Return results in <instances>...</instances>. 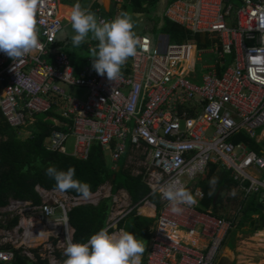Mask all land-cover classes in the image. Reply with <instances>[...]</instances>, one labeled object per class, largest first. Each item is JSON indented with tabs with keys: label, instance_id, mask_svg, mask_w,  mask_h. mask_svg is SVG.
I'll return each mask as SVG.
<instances>
[{
	"label": "built area",
	"instance_id": "1",
	"mask_svg": "<svg viewBox=\"0 0 264 264\" xmlns=\"http://www.w3.org/2000/svg\"><path fill=\"white\" fill-rule=\"evenodd\" d=\"M163 1L167 21L208 45L169 44L166 35L154 45L150 37H138L137 54L109 81L91 68L90 59L75 72L58 44L64 24L60 4L37 0L40 47L15 62L0 53V114L26 138L37 117L56 114L44 141L47 152L85 161L98 146L115 172L126 155L123 169L141 177L149 196L158 200V207L149 201L142 206L153 209L152 218L140 213L142 207L136 210L154 220L145 264H217L237 216L225 220L201 211L198 183L215 166L229 173L244 199L264 194V154L231 142L238 134L260 147L264 142V0H237L239 6L230 0ZM67 86L87 89L86 101L66 96ZM173 181L197 201L181 206L179 214L162 198ZM106 186L86 199L39 187L40 204L10 199L0 208V264H12L16 253L32 262L63 264L64 248L73 242L70 211L110 198L111 187L99 199ZM119 193L121 198L112 197L113 206L128 198ZM131 211L111 225L108 219L106 230L119 233L117 224Z\"/></svg>",
	"mask_w": 264,
	"mask_h": 264
},
{
	"label": "trees",
	"instance_id": "2",
	"mask_svg": "<svg viewBox=\"0 0 264 264\" xmlns=\"http://www.w3.org/2000/svg\"><path fill=\"white\" fill-rule=\"evenodd\" d=\"M57 1L68 7L69 0ZM127 1L134 14L148 10L153 11L160 2V0ZM174 1L176 0H168L167 4ZM152 32L156 33L157 30ZM158 32L168 36L169 41L173 44L194 41L199 48L208 45V42L202 41L201 37L190 35L165 18L162 19ZM69 58L75 72H78L87 63V60L79 58L76 54L70 55ZM54 117H57L54 113L37 117L34 126L28 129L30 137L24 140L19 139L15 130L0 121V208L4 207L10 199L40 204V197L36 192L37 187L44 191L58 190L54 179L45 174L46 168L54 166L57 170L67 171L69 167H74V178L89 185V194H95L100 187L109 184L111 197L101 199L96 206H78L70 211L68 217L69 224L74 230L73 243H84L92 234L106 229L113 206L112 197L120 191H124L128 195L132 211L117 224V230L131 232L137 239L150 243V229L154 220L138 216L136 210L142 207L146 201L158 207V200L155 196H149V189L143 183L142 178L131 176L127 170L120 166L118 172L112 171L98 146L92 147L85 161L59 153L47 152L44 148V141L54 129L52 122ZM231 142L235 145L243 143L251 151L259 155L264 154L262 147L245 134L236 135L231 139ZM213 177L216 178V184L213 186L215 190L209 195V181ZM198 187L203 193L200 210L219 217L217 211L223 203V193L236 188L237 184L233 182L228 172L214 166L210 168L206 178L198 183ZM64 193L73 197L81 196L80 193L71 189ZM261 206L258 197L244 199L240 203L234 229L238 231L248 224L253 233L257 232L251 236V242L255 243L256 247L264 248V212L260 211L259 207ZM254 216H258V218L255 219ZM108 232L113 233L114 231L110 229ZM147 252L142 255V264H145ZM12 264H48V262L39 258L32 262L20 253H16Z\"/></svg>",
	"mask_w": 264,
	"mask_h": 264
},
{
	"label": "clouds",
	"instance_id": "3",
	"mask_svg": "<svg viewBox=\"0 0 264 264\" xmlns=\"http://www.w3.org/2000/svg\"><path fill=\"white\" fill-rule=\"evenodd\" d=\"M37 0H0V53L18 61L40 47L35 27ZM72 29L71 44H81L94 40L91 68L100 76L113 81L121 74V67L129 57L137 54L138 39L134 32L131 14L121 12L110 20L98 19L92 11L82 8L77 2L68 16ZM57 31H61L59 26ZM65 33L61 31V36ZM45 174L55 181L56 188L65 192L75 190L87 198L90 187L75 179V168L67 171L49 166ZM216 178L209 181V195L215 190ZM203 193H201V198ZM162 198L168 201L170 211L182 212L181 206L197 203L194 196L179 181H173L162 190ZM145 247L131 232L121 230L119 234L101 229L92 234L84 243L68 242L64 248L66 257L63 264H142Z\"/></svg>",
	"mask_w": 264,
	"mask_h": 264
},
{
	"label": "rangeland",
	"instance_id": "4",
	"mask_svg": "<svg viewBox=\"0 0 264 264\" xmlns=\"http://www.w3.org/2000/svg\"><path fill=\"white\" fill-rule=\"evenodd\" d=\"M79 2L82 8L88 9L96 14L98 19H105L110 20L117 15H119L121 12H127L131 14L132 19L134 21L135 27L134 32L138 37L141 36H147L150 37L153 41V44L155 45L158 42V39L160 36L164 35L161 32H158V30L161 27L165 6V1H160L157 8L153 11H146L138 14H134L129 6V2L127 0H121V3H116V0H69L68 7H60L63 9H72V6ZM231 3L235 6H239V2L237 0H232ZM96 6V8H94ZM64 21L68 22V18H65ZM153 30H157L156 33H153ZM62 31L65 33L64 36H61V33L58 36V42L61 43L60 46L62 47L63 52L68 54L69 56L72 54H76L79 58L85 59V60H91L92 58V50L96 47L97 42L94 40H88V42L81 44L78 48L73 47L71 44V35L72 29L69 23H64L62 27ZM204 41V40H202ZM169 44H173L171 41L168 40ZM64 91L66 93V96L78 100L80 102H85L88 97V90L81 87H65ZM0 121L4 122L1 114H0ZM257 133H260V130L257 131ZM213 135V130H210L208 133V136L211 137ZM28 134L26 132H23L21 134H18L17 137L19 139L24 140ZM73 140L70 139L67 142L66 149L67 154H72L73 152ZM262 149H264V142L262 144ZM125 157L124 155L121 160L118 162V165L120 167H123L125 164ZM105 160L108 164H110V157L107 155L105 156ZM110 186H106L105 190L101 191V194L99 195V199L105 198L108 196V188ZM121 193L117 194L116 197L121 198ZM223 203L219 207L217 211V215L221 218H224L225 220H232L235 216L238 215V210L240 207V203L243 201V193L239 189H231L230 191H227L223 193ZM124 200V199H123ZM130 203L128 200H124L122 204H119L118 206H112L111 207V214L109 216L110 222L109 225L112 224V222H115L118 218V216L125 214L130 209ZM147 218V217H145ZM150 219V218H149ZM117 229V228H116ZM117 232V231H116ZM118 233V232H117ZM252 229L247 224L244 225L240 230L236 231L235 229L231 232L228 240L226 241V246L230 249H233L235 260L241 261V264H249V253L250 251H253V247L255 246V243L251 242V236H252ZM112 234H115V230ZM145 252H147L149 248V243L146 241H142ZM228 242V243H227ZM262 250V249H261ZM227 255V251L222 250L221 255ZM217 264H232L222 258L220 261L218 260Z\"/></svg>",
	"mask_w": 264,
	"mask_h": 264
},
{
	"label": "crops",
	"instance_id": "5",
	"mask_svg": "<svg viewBox=\"0 0 264 264\" xmlns=\"http://www.w3.org/2000/svg\"><path fill=\"white\" fill-rule=\"evenodd\" d=\"M60 7H67V6H63V5L60 4ZM70 12H71V10H69V9L60 8V10H59V17L61 19L68 18ZM64 23H68V22L64 21ZM58 44L60 46L61 43L58 42ZM235 189L237 190V187ZM122 193H123V195H126L128 197V195L124 191H122ZM254 197L255 196H253V198ZM250 198H252V197H250ZM127 200L130 203L129 197L127 198ZM259 203H261V205H262L261 207L263 208V210H261V212H264V203L263 202H260V197H259ZM254 218L257 219L258 216H254ZM255 233H257V232H255ZM255 233H253L252 235H255ZM253 247H256V246H253ZM224 250L227 251L228 254L227 255L225 254L224 256L221 255L219 261L222 258H224L225 260H227L228 262H230L232 264H241V261L240 260H238V261L235 260L234 253H233V249H230L229 247L225 246L224 247ZM249 255H250L249 256V260H250V263L249 264H264V248H261V247H258L257 246V248H253V251H250Z\"/></svg>",
	"mask_w": 264,
	"mask_h": 264
},
{
	"label": "bare ground",
	"instance_id": "6",
	"mask_svg": "<svg viewBox=\"0 0 264 264\" xmlns=\"http://www.w3.org/2000/svg\"><path fill=\"white\" fill-rule=\"evenodd\" d=\"M60 10V8H59ZM64 20V19H63ZM140 213L145 215V216H148L150 218H152L154 216V212H153V209L149 206H144L140 209ZM119 234V233H117Z\"/></svg>",
	"mask_w": 264,
	"mask_h": 264
},
{
	"label": "water",
	"instance_id": "7",
	"mask_svg": "<svg viewBox=\"0 0 264 264\" xmlns=\"http://www.w3.org/2000/svg\"><path fill=\"white\" fill-rule=\"evenodd\" d=\"M226 2H228V1H226ZM117 172H118V171H117ZM263 196H264V194H261V195H260V202H262V198H263ZM259 209H260V211L263 210L262 207H259Z\"/></svg>",
	"mask_w": 264,
	"mask_h": 264
}]
</instances>
